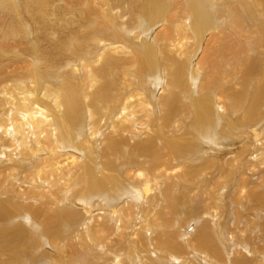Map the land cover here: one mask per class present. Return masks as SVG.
Segmentation results:
<instances>
[{"label":"bare ground","instance_id":"bare-ground-1","mask_svg":"<svg viewBox=\"0 0 264 264\" xmlns=\"http://www.w3.org/2000/svg\"><path fill=\"white\" fill-rule=\"evenodd\" d=\"M226 1L0 0V187L6 182L20 186L19 197L27 204L19 207L16 199L4 200V204H0V219L9 224L20 223L17 225L22 226L25 238L41 241L42 246L36 251H42L56 235L57 225L82 211L85 217L80 224L83 223L87 244L84 250H91L92 254L96 250L93 256H99L105 264H192L183 260L186 252L180 256L171 250L157 249L153 242L160 243L161 238L154 235L161 236L163 228L148 225L144 230L145 241H140L141 238L134 241L129 236L135 235L137 223H145L150 214L143 195L154 189L157 180H152L145 166L155 173L170 160L177 168L176 158L181 154H191L197 147L200 153L205 151L204 144L209 138L197 135V127L208 119L199 131H205L208 136L213 132L208 124L213 126L223 101L219 95L215 98L214 92L205 93V97L188 92L189 39H196L200 44L207 35L210 39L221 31L209 16L217 13L223 2L225 10L231 14L233 8ZM238 2L244 4L247 15L254 21L235 16L232 24L224 23L223 38L218 45L216 43L212 56L227 51L228 58L232 55L258 67L264 64V0H233L235 5ZM213 6V12L207 11ZM226 19L231 21L229 17ZM201 21L204 23L198 25ZM22 22L28 27V37L21 27ZM156 24L161 26L154 33L151 26L156 27ZM152 39L157 41L162 58L170 64L172 88L167 94L164 90L157 95L161 111L151 120V106L153 113L156 109L155 95L140 92L144 82L148 83L151 78L153 84H158L159 79L155 73L151 77L150 68L143 73L138 69L133 75L129 74L130 65H135L139 58L134 55H140L143 50L147 63L154 55L156 45ZM256 44L262 53L249 60L248 55H254L252 47ZM43 76L54 79L52 83L45 81L39 89ZM181 89H185L183 97L190 105L180 99ZM263 93L264 89L259 96ZM98 105L106 118L112 119L106 132L98 131L101 127ZM133 124L141 126L142 131L138 135L141 139L136 142H131L128 135ZM221 128L219 134L222 135L243 132L253 142H264L261 128L255 125L244 124L235 129L223 124ZM98 134L100 138L96 139ZM215 136L214 132L211 137ZM238 141L235 148H240L241 139ZM234 153L220 158L229 155L225 162L232 159ZM172 170L164 169L168 174ZM12 172L27 174L12 175L9 183L8 175ZM54 174H57L55 179L48 181ZM121 175L126 177L121 178ZM70 195L77 196L75 200L79 205L66 206ZM204 214L211 219L209 212ZM74 222L72 226L78 227L79 223L71 221ZM188 224L184 231L188 232L190 225L195 231V221ZM65 231L66 228H62L63 234ZM108 234L123 241L128 234V244L122 245L126 244L125 240L119 249L108 254L106 250L111 247L103 245ZM183 234L177 231L176 241L173 236L164 239L168 245L190 246L188 239L193 232ZM208 236L199 235L200 249L209 247L210 243L203 246L209 242ZM220 241L221 247L214 245L211 250V244L208 248L213 258L220 259L240 249V246L230 247ZM141 245H145L148 255L138 253ZM11 248L12 245L9 250ZM250 252L256 253L257 246ZM149 255L158 257L145 259L144 256ZM204 256L208 259L206 254ZM196 258L200 264L206 262ZM82 263H85L83 259ZM26 264L32 262L26 260Z\"/></svg>","mask_w":264,"mask_h":264},{"label":"rangeland","instance_id":"rangeland-1","mask_svg":"<svg viewBox=\"0 0 264 264\" xmlns=\"http://www.w3.org/2000/svg\"><path fill=\"white\" fill-rule=\"evenodd\" d=\"M226 2L233 8L231 14L228 10H225V2H223L220 10L209 16L211 21H215L217 26L221 27V31L210 39L209 35H207L200 44H197L196 39H189V42H191V53L188 58L191 65L187 74L190 85L188 92L196 97H205V93L209 94L210 92H214L215 98L219 95L223 101V105H219V113H216L213 126L212 124H208V127L213 132L208 136L205 131H199L208 119L202 122L201 126L197 127L195 132L197 135L202 138H209L204 144L205 151L200 153L198 151L199 147H197L191 154H181L176 158V163L179 167L176 168L175 163H170V160H168L169 164L165 168L152 173L145 166L146 172L152 176V180H157L154 189L148 194L143 195L145 207H147V212L150 214L146 217L147 221L145 223L142 221L137 223L138 230L135 232V235L132 233L133 235L131 234L129 237L134 241L140 238V241L143 239L145 241L147 237L144 235V230L148 225H152L156 229L163 228V231L167 232V234L163 232L161 236L158 234L154 235L156 238H161L160 243L157 240L153 242L158 250H171L180 256L186 252V257L183 260L190 261L192 264H200L195 261L197 260L196 257L203 259L207 263L210 262V264H264V142L261 140L253 142V139L250 136H244L243 132H236L234 136L219 134L223 124H229L235 129L245 124L250 127L253 125L260 127V135L264 136V93L262 97L259 96V92H263L264 89V64L257 67L252 62L247 61L245 63L240 58L233 57L232 55L228 58L227 51V53H220L216 57L212 56L214 48L223 38L222 27L224 23L228 25L232 24L234 21L232 17L235 16L241 17L244 21L246 19L251 23L254 21L247 15L244 4L238 2L235 5L233 0H227ZM16 8L19 11L17 5ZM213 10H215L214 6L207 11L213 12ZM228 17L231 19V21L228 19L230 22H227L226 18ZM17 18L19 21H22L20 16H17ZM191 20L196 21V19ZM198 23L200 25V23L204 22L201 21ZM251 23L248 26H251ZM160 26L161 24H156V27L151 26V31L155 33ZM21 27L24 30L25 36L28 37L27 25L22 22ZM152 40L156 45L154 55L149 59L148 63L143 50H141L140 55H134L139 58L136 59L135 65H130L132 71L129 74V76L133 75L134 71L138 69L139 73H143L144 69L146 71L150 68L151 77L155 73L159 79L158 84H153L151 78L148 80V83L144 82V89L140 92H152L155 95L156 109H154L153 113V107L151 106V120L161 111V104L157 102V95L164 90H166L165 94H167L172 88L169 72L170 64L162 58L163 55L160 54L157 41ZM223 42L225 43V40ZM151 44L153 46V43ZM32 45L35 48V42L32 41ZM252 49L254 50V55L249 53V60L255 59L258 54L262 53V50L257 44ZM211 60H213L214 64L211 63ZM43 77L44 80L41 82L40 87H38L39 89H41L45 81L52 83L54 79L53 76ZM184 91L185 89L180 90V99L182 98L190 105L189 100L183 97ZM97 108L100 111L101 118V127L98 131L103 130L106 132L108 130V124L112 119L106 118L101 105H98ZM55 132L56 130H54ZM140 132H142L141 126L133 124L131 133L128 134L132 138L131 142H136L141 139V136H138ZM214 132L217 136L213 138L211 135ZM99 138L100 134L96 136V139ZM239 139L242 142L240 148H235L234 144L240 142L238 141ZM228 153H234V157L224 162V159L229 155L224 159L220 157ZM12 157L16 158V155L13 154ZM167 168L173 169L171 174L164 171ZM16 174L25 176L27 173H10L8 175L9 183L11 182L9 177ZM56 176L57 174H54L48 181L55 179ZM123 177L126 176L121 175V178ZM137 189L139 191L141 190V188ZM21 194L22 188L20 186L15 187L12 183L9 185L6 182L0 187V204H4V200L13 202L16 199V205L26 207L27 204L23 203L19 197ZM76 198V195H70L66 200V206L79 205L76 203ZM138 211L141 212V210H137L136 212ZM207 212L210 213L211 219L204 214ZM58 214H60V211H58ZM84 217L85 214L82 211H79V214L75 212L73 219H65L61 224H58L56 235L53 236V240L48 242V247L44 245L45 249L42 251H36L37 247L42 246L41 241L33 237L25 238L22 226L17 225L20 223L15 221L9 224L0 219V264H26V260L31 261L32 264H76L78 262V264H105L104 261H100L99 256H93V254L97 253L96 250H94L93 254L91 250L90 252L84 250L86 249L84 246L86 239L83 235L84 227L81 226L83 223L80 224ZM72 220H76L79 226H72V224H75V222L71 223ZM192 220L196 224L195 231L191 230V225L187 229L188 232L184 231V228ZM35 222L40 223V220L35 219ZM213 224L215 227H213ZM23 226L25 227V225ZM80 226L81 228L83 227V230H81ZM62 228H66L68 234L66 231L63 234ZM213 228L216 230L213 231ZM69 230L75 231L72 234L69 233L71 232ZM177 231L182 232V234L184 233L183 235L192 234L193 232L188 239L190 246L182 244L180 247L166 243L164 239L166 236H173L176 241ZM78 234L80 235V240H77L79 239L77 238ZM207 234H209L207 240L209 242H206L207 244L203 243V246H208L209 243L210 245L209 247H202L200 249L199 235L205 236ZM68 235H71L73 238ZM107 236L104 238L105 241L103 240V245L104 248L107 246L111 247H107L106 252L108 251V254H111L116 248L119 249V246L128 244V234L125 236L124 241L123 239L116 238L113 234H108ZM221 239L230 247L237 245L240 246V249L238 247V250L226 255V257L224 255L220 259L213 258L212 251H208V248H210L211 244V250L214 245L221 247ZM76 240L77 242H75ZM97 241L101 242L100 240ZM117 241L118 245L116 244ZM122 242H126V244L120 245ZM93 243L98 247L97 243ZM113 243L117 246H114ZM11 245L12 248L9 250ZM183 245L187 248L185 249ZM241 246L245 248L243 249ZM256 246L257 252H250ZM138 249L139 254L148 255L145 245L139 246ZM196 249L203 254L199 255ZM55 252L57 255L60 254L59 256H62V259ZM51 253L53 257H51ZM205 254L208 256V259L205 258ZM144 257L145 259L149 257L155 259L158 256L154 257L149 255ZM82 259L85 263H82ZM51 260L56 262L52 263ZM206 262L204 264H207Z\"/></svg>","mask_w":264,"mask_h":264}]
</instances>
